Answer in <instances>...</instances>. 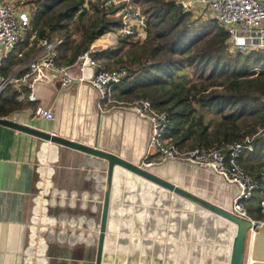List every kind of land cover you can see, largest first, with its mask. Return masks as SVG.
Here are the masks:
<instances>
[{"label": "crops", "instance_id": "crops-1", "mask_svg": "<svg viewBox=\"0 0 264 264\" xmlns=\"http://www.w3.org/2000/svg\"><path fill=\"white\" fill-rule=\"evenodd\" d=\"M22 47H29L28 53L37 48V43ZM17 58L10 66L6 62L4 74L22 60ZM11 92L19 94L14 89ZM100 99L91 84L76 82L58 89L51 107L55 116L52 121L36 118L30 107L2 118L141 165L149 150L151 123L131 108H118ZM151 157L158 159L155 151ZM150 171L229 211L239 193L237 186L214 172L186 163L171 161ZM208 178L220 184L223 191ZM60 182L65 188L58 191ZM106 182L107 167L102 160L0 125V264H94ZM159 193L174 197L170 199L169 195L165 200ZM38 195L47 197L43 199L44 218L51 224L50 230L33 227L37 217L33 204ZM181 203L191 208L169 213L165 209V205ZM58 214L60 220L65 218L69 231L58 233ZM229 224L234 226L198 204L116 167L103 264H165V251L171 250L179 255V262L180 256L191 260L197 255L199 260L195 257L194 263L204 260L206 264H222L223 259L229 264ZM170 234L176 237L178 246H165ZM54 238L58 240L52 242Z\"/></svg>", "mask_w": 264, "mask_h": 264}, {"label": "trees", "instance_id": "trees-1", "mask_svg": "<svg viewBox=\"0 0 264 264\" xmlns=\"http://www.w3.org/2000/svg\"><path fill=\"white\" fill-rule=\"evenodd\" d=\"M17 1L31 6V29L21 47L43 37L59 38V65H70L92 49L104 68H127L115 98L127 105L148 100L166 112L171 125L164 140L181 151L243 142L264 128V49L231 50L230 33L216 18L194 17L177 0H132L146 14L145 37L122 36L119 44L95 49L98 39L122 26L123 5L96 0L79 13L84 0ZM16 58L9 57V66ZM11 91L0 98L1 118L26 107L37 109V102H19ZM252 146L237 163L258 183L245 209L261 220L264 136L255 137Z\"/></svg>", "mask_w": 264, "mask_h": 264}, {"label": "built area", "instance_id": "built-area-1", "mask_svg": "<svg viewBox=\"0 0 264 264\" xmlns=\"http://www.w3.org/2000/svg\"><path fill=\"white\" fill-rule=\"evenodd\" d=\"M92 1L96 0H84L79 13L86 10ZM177 1L183 3L186 11L193 13L198 7L210 10L220 25L229 31L231 50L264 49L263 0ZM104 3L105 6L123 5L122 26L117 31L118 35L145 37L146 14L139 4L132 0H105ZM30 29V10L25 9L17 0H0V98L12 87L19 93L20 102L29 100L40 103L33 114L36 118L45 121H52L55 116L51 110L43 109L44 102L37 97L38 83L50 84L57 89H66L76 82H88L98 91L102 102L109 105L124 104L113 98V92L128 75L127 68H104L94 57L92 49L79 55L70 65H59L57 63L58 46L62 42L59 38L43 37L37 42V48L27 53L29 47L19 49V45ZM33 38L34 36L32 40ZM12 54H16L22 60L14 65L10 72L4 74L2 70ZM26 91H28L27 94ZM129 108L139 117L148 120L152 126L149 150L141 164L142 168L148 170L154 166V162L146 161H150L151 152L155 151L159 165L177 161L210 170L230 185L238 187L239 193L234 199L231 212L241 218L253 220L248 215L245 204L252 199L259 186L256 180L240 168L237 159L244 150L253 151L254 138L264 136V128L254 137H246L243 142L181 151L175 144L164 140V135L171 125L166 112L155 110L151 102L144 99L134 101ZM261 214L264 216V200L261 202Z\"/></svg>", "mask_w": 264, "mask_h": 264}, {"label": "water", "instance_id": "water-1", "mask_svg": "<svg viewBox=\"0 0 264 264\" xmlns=\"http://www.w3.org/2000/svg\"><path fill=\"white\" fill-rule=\"evenodd\" d=\"M182 8L183 3L178 2ZM38 99L43 101V109L51 110L52 104L58 95V89L50 84L38 83L37 84ZM0 125L13 129L15 131L31 135L41 140L53 143L63 148L71 149L79 152L80 154L97 158L102 160L107 167V182L104 194L103 203L100 206L99 221L100 226L98 229V242L96 248L95 264H103L106 240L108 236V221L111 207V192L112 184L115 175L116 167H121L132 174L139 176L151 183L165 188L167 191L174 193L186 200L198 204L202 208L210 211L214 215L225 219L236 226V233L233 237L231 255L229 264H245L246 246L248 241V234L251 233L250 252L249 257L253 260L250 264H264V223L254 221L251 219H244L232 213L225 208L210 202L202 197H199L186 189L180 188L173 183L166 181L155 175L150 170L142 168L141 165L131 163L113 153L99 150L97 147L87 146L80 142L52 134L47 131L36 129L31 126L20 124L9 118L0 117ZM59 210L58 208L56 209Z\"/></svg>", "mask_w": 264, "mask_h": 264}, {"label": "rangeland", "instance_id": "rangeland-1", "mask_svg": "<svg viewBox=\"0 0 264 264\" xmlns=\"http://www.w3.org/2000/svg\"><path fill=\"white\" fill-rule=\"evenodd\" d=\"M19 3H21V2H19ZM23 4V3H22ZM24 6V8L25 9H27V10H30L31 11V6H30V4H24L23 5ZM141 6V5H140ZM199 16H201V17H204V18H214L213 17V15H212V13H211V11L210 10H208V9H206V8H202V7H198V8H196L195 9V13H194V17H199ZM122 36H120V35H118L117 34V31L116 32H110V33H107L106 35H104V36H102L100 39H98L93 45H92V47L93 48H95V49H101V48H105V47H110V46H112V45H116V44H119V42H120V38H121ZM136 38V37H135ZM125 54V53H124ZM114 67V66H113ZM189 73H190V75H193V72H192V70H189ZM114 92H115V90H114ZM114 92H113V98L117 101V99L115 98V94H114ZM137 101V100H136ZM115 106H117L118 108L119 107H121V108H129V106L130 105H127V104H123V105H117V104H114ZM130 109V108H129ZM261 129H263V128H261V127H259L258 128V132H259V130H261ZM257 132V133H258ZM166 141V140H165ZM149 160L150 161H146V162H154V166L153 167H151V168H149L148 170H152V169H154V168H156V167H158V166H160L159 165V160H155V161H153V159H152V157H150L149 158ZM144 161H142V163H143ZM145 162V163H146ZM141 163V164H142ZM185 164V163H184ZM200 169H202V168H200ZM208 180H209V182L210 183H212L213 185H214V183H215V181H213V180H210L209 178H208ZM216 184V186H217V188L220 190V191H223L220 187H221V185L220 184H218L217 182L215 183ZM229 184V183H228ZM58 186L59 187H57L56 189L58 190V191H60V190H64V186H63V184L60 182L59 184H58ZM42 191H45V190H42ZM160 194V193H159ZM144 195H145V193H144ZM144 195H142V196H144ZM169 195H170V199L172 198V197H174V195L173 194H170L169 193ZM168 195V196H169ZM160 197L162 196L161 194L159 195ZM164 196V198H165V200L167 199L166 197H168L167 196V194H165V195H163ZM162 196V197H163ZM40 199H39V198ZM38 197H37V199H36V201H35V203L33 204V209H36L37 210V217H36V221L33 223V224H35L33 227H37L39 230H42V229H45V228H47L48 229V225L50 226L51 224H49L47 221V219H45L44 218V205H43V199H47V197L44 195V197H42L41 195H38ZM168 200H169V198H168ZM188 205V206H187ZM187 205H184L183 203H181L180 204V206H176V205H165V209H167L168 211V213H169V211H172V210H175V211H178V212H180V210H182V211H185V210H189L191 207H190V204H187ZM77 206H79V205H77ZM67 208H69V207H64L63 209H67ZM192 209H195L196 210V212H200L201 211V209H199V208H192ZM59 215V214H58ZM183 214H180V216H181V219H183L182 217H184V216H182ZM186 217H187V215H185ZM48 217H51L50 215L48 216ZM60 218H61V216L59 215V216H57V219H58V224H55V225H58V233H60V232H65L66 230H68L69 231V229H66L67 227H65V225H68V224H66V220H65V218H63V219H61L60 220ZM256 221H258V222H260V223H264V218H261V220H256ZM222 225V223L220 222V221H218V226L220 227ZM229 228H228V232H229V234L231 233L232 235H231V243H232V239H233V237L235 236V233H236V226H230V224H229V226H228ZM52 229V228H51ZM48 230H50V228L48 229ZM58 233L56 234V236L58 235ZM225 233V232H224ZM251 236H252V234L251 233H249L248 234V241H247V246H246V258H245V264H249L250 262V257H249V252H250V240H251ZM42 237H45V234H42ZM179 239H181V238H179ZM58 239L57 238H54L53 240H52V242H55V241H57ZM175 242H176V237H174V236H172L171 234H170V237H168L167 239L165 238V246L168 244V246L169 247H174V246H178L177 244H175ZM174 244V245H173ZM219 244H221V243H219ZM172 251V250H171ZM166 252L165 251V264H206L205 263V261L203 260V261H201V263H197L196 261V263H194V260L193 259H197L198 257H197V255H192L193 257H191V260H188V259H186V258H184L183 256H180V260H181V262H179V255L177 254V253H175V252ZM187 253H188V250H187ZM195 257H197V258H195ZM199 260V258L197 259V261ZM184 261H185V263H184ZM121 262H123V260L121 261ZM144 263V262H143ZM227 262H225L224 263V260L222 259V264H226ZM125 264H128V263H125Z\"/></svg>", "mask_w": 264, "mask_h": 264}, {"label": "bare ground", "instance_id": "bare-ground-1", "mask_svg": "<svg viewBox=\"0 0 264 264\" xmlns=\"http://www.w3.org/2000/svg\"><path fill=\"white\" fill-rule=\"evenodd\" d=\"M52 144V143H51ZM233 240V239H232ZM230 252H231V249H230ZM231 255V254H230ZM138 256V255H137ZM137 260V259H136ZM146 261V260H145ZM250 263H253V260L251 259V257H250V261H249ZM135 263V262H134ZM249 263V264H250ZM95 264V263H94Z\"/></svg>", "mask_w": 264, "mask_h": 264}]
</instances>
